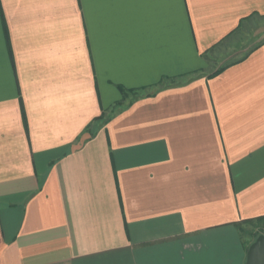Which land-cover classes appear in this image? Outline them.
<instances>
[{
  "label": "crops",
  "instance_id": "crops-1",
  "mask_svg": "<svg viewBox=\"0 0 264 264\" xmlns=\"http://www.w3.org/2000/svg\"><path fill=\"white\" fill-rule=\"evenodd\" d=\"M261 218L264 0H0V264H245Z\"/></svg>",
  "mask_w": 264,
  "mask_h": 264
},
{
  "label": "rangeland",
  "instance_id": "rangeland-1",
  "mask_svg": "<svg viewBox=\"0 0 264 264\" xmlns=\"http://www.w3.org/2000/svg\"><path fill=\"white\" fill-rule=\"evenodd\" d=\"M256 25H257V23L254 26H252V27H256ZM256 29L257 28H255V29L254 28L253 29L250 28V29L239 30L238 31V36H242V39L246 43V42L250 41L253 36H256V32H257ZM251 43L252 42L250 41L249 44H247L245 46H240L241 45L240 44V45H234L233 47L231 46L230 48H233L236 51L238 47H240V48L241 47L242 48L243 47H247V46L253 44V43L252 44ZM221 62L222 61H220L217 64H221ZM214 64H215V62H214ZM212 69H215V68H212ZM262 229H264V222H262V223H258V222L256 223L255 222V223L246 224L245 227H244V229L242 228L241 236H242V238L244 240L247 241L248 238H251L252 236L264 235V231Z\"/></svg>",
  "mask_w": 264,
  "mask_h": 264
},
{
  "label": "water",
  "instance_id": "water-1",
  "mask_svg": "<svg viewBox=\"0 0 264 264\" xmlns=\"http://www.w3.org/2000/svg\"><path fill=\"white\" fill-rule=\"evenodd\" d=\"M245 264H264V235H259L248 246Z\"/></svg>",
  "mask_w": 264,
  "mask_h": 264
},
{
  "label": "trees",
  "instance_id": "trees-1",
  "mask_svg": "<svg viewBox=\"0 0 264 264\" xmlns=\"http://www.w3.org/2000/svg\"><path fill=\"white\" fill-rule=\"evenodd\" d=\"M121 90V92L122 93H124L125 94V92H124V90L123 89H120ZM257 221H259V222H261V221H264V218H261V219H259V220H257ZM259 236V235H258ZM255 238L257 237V235L256 236H254ZM255 238H254V240H255Z\"/></svg>",
  "mask_w": 264,
  "mask_h": 264
}]
</instances>
